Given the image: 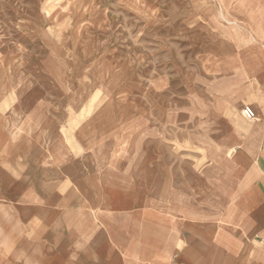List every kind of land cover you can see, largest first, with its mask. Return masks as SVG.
<instances>
[{
	"label": "rangeland",
	"instance_id": "1",
	"mask_svg": "<svg viewBox=\"0 0 264 264\" xmlns=\"http://www.w3.org/2000/svg\"><path fill=\"white\" fill-rule=\"evenodd\" d=\"M263 3L0 0V129L55 140V162L79 158L108 184H194L225 140L213 78L228 43L264 36L244 19L257 22Z\"/></svg>",
	"mask_w": 264,
	"mask_h": 264
},
{
	"label": "crops",
	"instance_id": "2",
	"mask_svg": "<svg viewBox=\"0 0 264 264\" xmlns=\"http://www.w3.org/2000/svg\"><path fill=\"white\" fill-rule=\"evenodd\" d=\"M258 13L245 23L264 34ZM251 38L226 45L213 78V127L225 140L194 184L138 174L108 184L79 158L55 162V140L13 139L4 124L0 264H264V36Z\"/></svg>",
	"mask_w": 264,
	"mask_h": 264
},
{
	"label": "built area",
	"instance_id": "3",
	"mask_svg": "<svg viewBox=\"0 0 264 264\" xmlns=\"http://www.w3.org/2000/svg\"><path fill=\"white\" fill-rule=\"evenodd\" d=\"M242 115L248 121H254V120H256V113L249 106H246V107L243 108Z\"/></svg>",
	"mask_w": 264,
	"mask_h": 264
}]
</instances>
